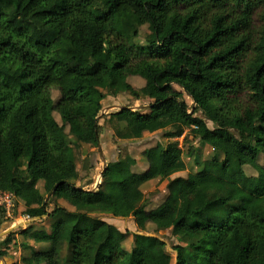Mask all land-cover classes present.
Returning a JSON list of instances; mask_svg holds the SVG:
<instances>
[{"label":"trees","instance_id":"trees-1","mask_svg":"<svg viewBox=\"0 0 264 264\" xmlns=\"http://www.w3.org/2000/svg\"><path fill=\"white\" fill-rule=\"evenodd\" d=\"M143 25L155 40L135 44ZM132 76L144 80L141 89ZM120 93L150 102L147 110L109 113L118 139H141L166 125L172 128L166 136L179 137L187 128L184 141L222 142L227 149L214 146L211 159L219 151L223 167L231 160L239 166L233 181L212 177L192 148L198 171L168 179L155 207L144 197L131 211L137 230L169 231L174 264L264 263V0H0V189L20 196L38 176L44 193L76 209L70 215L53 207L50 232L30 235L48 249L32 250L24 263L156 264L143 251H164L160 236L122 232L98 214L126 208L144 182L183 169L177 140L143 148L148 168L119 169L114 182L107 164L99 184L107 199L76 185L79 146H98L102 100ZM7 156L11 165L3 173ZM252 164L263 174L255 168L257 175L245 174L242 167ZM246 178L247 189L240 184ZM38 198L41 204L25 214H47L44 196ZM208 199L211 215L198 208ZM14 235L2 239L0 258ZM128 236L130 250L122 244Z\"/></svg>","mask_w":264,"mask_h":264},{"label":"rangeland","instance_id":"rangeland-1","mask_svg":"<svg viewBox=\"0 0 264 264\" xmlns=\"http://www.w3.org/2000/svg\"><path fill=\"white\" fill-rule=\"evenodd\" d=\"M260 26V20H259V16L256 14H253V26ZM155 37H154V32L151 28L150 25H143L139 28V35L136 37L135 39V44H140V45H145L147 42H151L154 41ZM206 78L207 79H212L213 75L211 74H206ZM130 82L132 84V86L134 88H136L137 90L141 89V87L144 85V80L141 77L135 76V77H130ZM141 81H143V85L141 83ZM52 94L53 95H57V91L56 90H52ZM145 99V98H143ZM184 99L186 100L188 106H189V111H191V109L193 108L194 104L192 102V100L189 98V96L184 94ZM134 101H136L133 97H131L129 94L127 93H120L118 95H111V94H107V96L102 100V109L106 108V107H110L111 109H109V111L106 114H103L102 116L99 117L98 119V123L100 121L101 124H103V126L101 125V135H100V142H99V146L100 148L97 147H91V148H87L85 150V152H81L80 153V158H79V162H78V167L79 170L83 173L82 177L85 175L88 177V174H90L91 172L93 173V179H95V181L93 180V187L98 185V180L101 178L99 177V174L102 170L103 167V163L101 166V162H102V157L105 158V163L108 162V164H111V172H110V177H111V182L116 181L117 179L114 177V172L119 170V169H123V171L127 174L130 172H141L144 171L145 169L148 168V166H144L143 164H141L142 160H140V158L143 156L142 155V149L143 148H147L150 146H153L155 143L157 142H161V143H166L168 141H172V140H177L178 141V146L182 149V159L185 162V167L181 170H177L178 175L182 176L183 178H186L187 175L190 174H194L195 172L198 171V169H196V167L198 166V164L195 162V158L193 159L190 156V151L193 148L192 151H194L193 155H195L200 161L203 160L204 163L206 164L205 168L210 172V176L212 177H221L225 180H229V181H233L235 180L236 177V173L237 170L239 168V166H237L236 162H233L232 160L229 163L228 167H223V161H224V155L220 154L219 151H217L216 153H218L215 157L214 160L211 159V151L214 152L213 148L214 146H216V149H227L226 145L222 142L216 141L213 142V145H208V144H203L200 143L198 146V143L196 142V140H187L184 141V137L180 136L178 138H175L176 136H174L173 139H168L166 140V138L168 136L163 135L164 130L162 132L158 131L160 129H163V126L157 128L154 131H150V134H148L147 136H143L141 139H118L117 137H115L114 133H110L107 131H104L103 128L104 126L109 127L111 126V119L107 118L109 117V113L114 112V111H118V107L119 106H141L140 103H145V101L140 102V101H136V104L134 105ZM133 110H135L134 108H132ZM146 109V108H144ZM141 108V110H144ZM200 114V112H199ZM201 115V114H200ZM102 118V119H101ZM114 122V121H113ZM206 122L208 123L209 126H211V122L206 120ZM187 129V128H185ZM184 129V130H185ZM107 135V137H106ZM170 137V136H169ZM208 145V146H207ZM85 147H89L86 144H82L81 146H79V150H82V148ZM224 147V148H222ZM81 148V149H80ZM90 149L92 151H90ZM84 155V156H83ZM98 156L99 160H97V165L99 166L98 170H94L93 167H95L96 165H90V161L94 163V157ZM129 159H134V161H136V159H139L138 162L134 164L129 163ZM101 159V161H100ZM144 158H143V162H144ZM146 162V161H145ZM147 163V162H146ZM11 165V159L10 157H5L3 159L2 162V166H1V171L3 173L8 172L9 168ZM107 165L105 164V167ZM255 169L258 170V172L260 174H263V171L258 167V165L256 164H252L251 166H244L242 167V170L244 171L245 174H254L257 175V173H255ZM195 171V172H194ZM87 174V175H86ZM84 176V177H85ZM83 177V178H84ZM176 177V176H175ZM84 180V179H83ZM181 183H182V179H178ZM86 181V179L84 180ZM91 181L92 179H88V182ZM244 188H250L251 182L249 179H243L240 183ZM29 186H25L24 189H26L27 187H31L30 185L32 184H28ZM110 185V184H109ZM148 184L144 183L141 185L142 186V190L141 188L138 190L139 192H135L131 198V205L130 207L127 206L126 212H124V214L126 215V213H129V210L133 207L138 206L145 198L149 199V206L148 207H155L156 205H159L162 200V194H160L161 189L157 186H147ZM27 193H30L29 196L24 195L22 198L20 196H17V199L19 197V200H25L28 201L26 204V207H36L38 206V204H41L40 199L38 198L37 195L34 194V192L31 193V188H29L28 190H26ZM141 191V192H140ZM216 192L220 193L223 192V194H225V190H217ZM46 196V195H45ZM161 200V201H160ZM209 200V199H208ZM206 200L202 203L199 204V209L205 214V215H211V211H212V204H213V199L211 200ZM33 201V202H32ZM159 202V203H158ZM31 203V204H30ZM158 203V204H157ZM34 205V206H31ZM43 205L45 206V210L46 209H51L54 206V203L51 202V205L47 206V203H43ZM26 207H23L24 209ZM73 207V206H72ZM23 209V214H25ZM75 209V207H74ZM123 209V208H122ZM76 210V209H75ZM21 213L20 217L18 218H23V219H29L28 217H25V215H23ZM121 215L122 217H124L125 215ZM16 216L13 215L12 218L9 217H5L4 212L0 211V233H3V231H5L7 229V227L11 226V225H17L19 226L17 229L12 230L15 231L14 233L17 234L15 236V241L16 244L13 245L12 247L9 248L8 250V254L7 257H5V259L0 258V264H13L14 261H20V257H22V255L26 254L27 252L31 253L34 251H42V250H46L49 247L48 242H44V241H35L30 235L31 232L34 231V229H38L40 230L41 228H47V223L46 222H35L37 220L33 219L34 221V225L31 226L29 224H22L23 221H15ZM104 220V219H103ZM19 224H22L21 226ZM27 227V233L23 234L21 233V229H24L25 227ZM10 231V232H12ZM29 233V234H28ZM6 234H1L0 235V243L2 241V239L4 238ZM158 236H160L165 242V248L164 251H158L155 254L152 253L151 251H145L143 252V255L145 258H155L156 260V264H174V260H175V253L174 251L171 249V245L172 243H176V241L171 237L170 232L169 231H165L162 234H157ZM171 237V238H170ZM29 241L31 240L33 244H36V246L34 247H29L30 245L27 244L26 245V240ZM24 243L26 245V249H24L25 247L22 246ZM0 247L1 244H0ZM24 247V248H23ZM128 248V247H127ZM130 249V247L128 248V250ZM21 253V254H20ZM261 253H264V245L261 248ZM21 264H25L24 260H21ZM257 264H264L262 259L258 260Z\"/></svg>","mask_w":264,"mask_h":264},{"label":"crops","instance_id":"crops-1","mask_svg":"<svg viewBox=\"0 0 264 264\" xmlns=\"http://www.w3.org/2000/svg\"><path fill=\"white\" fill-rule=\"evenodd\" d=\"M133 77H135V76H133ZM130 81V80H129ZM141 83H142V85H143V81H141ZM141 100V101H140ZM136 101H140V102H143V101H145V103H143V105L145 106V105H148L149 104V102H150V99H148L147 97H145V99H138V100H136ZM136 101H134V105L136 104ZM141 104V106H142V103H140ZM140 106V105H139ZM142 109H144V108H142ZM145 110V109H144ZM146 110H147V108H146ZM102 119V118H101ZM114 120H112L111 119V126H109V127H106V126H104V128H103V130L104 131H107V132H110V133H114V128H115V126H116V123H115V121L113 122ZM99 125H102L103 126V124H101L100 123V121H99ZM172 128H171V126L170 125H166L165 127H163V129H160L159 131H158V133L159 132H162V131H164V130H167V131H169V130H171ZM167 131H164L163 132V135H165V133L167 132ZM187 133V129H185L184 131H183V133H182V137H184L185 136V134ZM148 134H150V132H144L143 133V136L145 137V136H147ZM142 136V137H143ZM106 137H107V135H106ZM180 137V136H179ZM101 138V137H100ZM174 137H167L166 138V140H168V139H173ZM175 138H178L177 136L175 137ZM124 140V139H123ZM134 140H136V139H134ZM101 140H99V142H100ZM126 141H127V139H126ZM196 142L198 143V145L200 144L197 140H196ZM208 146V145H207ZM87 148H91V147H85V148H82V152H85V150L87 149ZM214 150V149H213ZM90 151H92L91 149H90ZM213 155V152L211 151V156ZM84 156V155H83ZM196 157V156H195ZM143 156L140 158V160H142V162H141V164H143L144 166H148V163H146L145 161L143 162ZM97 160H99V158H98V156H95L94 157V163H93V161L91 162L90 161V165H96L95 167H93V169L94 170H98L99 169V166L97 165ZM138 160L139 159H136V161H135V165H136V163L138 162ZM100 161H101V159H100ZM106 160H105V158L104 157H102V162H101V166H102V163H103V167H104V165L106 164H108V162L107 163H105L104 164V162H105ZM103 167H102V169H103ZM196 169H197V167H196ZM102 171V170H101ZM195 172V171H194ZM177 173H179V172H177V171H175V172H172V173H170L167 177H156V178H153V179H151V180H148V181H146V182H144V186H145V184H148L147 186L149 187V186H157V187H159L160 189H161V192H160V194H163L164 193V189H165V185H166V183H167V181H168V179H171V178H178V177H180V178H183L182 176H180V175H178ZM82 175H83V173L79 170V179L78 180H76V185H81V186H83V188L84 189H87V190H91V191H100V189H99V184L97 185V186H95V187H93V180L95 181V179H93V173L91 172L90 174H88V177L87 176H83L82 177ZM87 175V174H86ZM176 176V177H175ZM86 179V181H84V180ZM88 179H92V182L91 181H89L88 182ZM34 183L32 184V185H30L31 187H27L26 189H22V194H21V198L24 196V195H26L27 194V196H29L30 195V193H27V191L26 190H28L29 188H31V193L32 192H34V194L35 195H37V196H39V195H42V196H44V201H43V203H47V206H49V205H51V202H53L54 203V206L57 204L58 206H61V207H64V208H66L67 209V211H68V214H70L71 215V213H73V212H75L76 210L74 209V207H72L70 204H68L67 202H65L62 198H59V197H54V196H52V192H50V193H48V194H46V193H44V190H43V181L40 179V178H38V176H35L34 177ZM141 188V190H142V186H140L139 187V189ZM137 192H139V191H137ZM141 192V191H140ZM100 194L102 195V197L104 198V199H107V193H104L103 191H100ZM46 195V196H45ZM27 202L28 201H25V200H19V197H18V199H17V210H16V213L15 214H13L14 216H16L14 219H15V221H23V223L22 224H24V225H26V224H29V225H31V226H33L34 225V220L33 219H35V220H37V221H35V222H46L47 223V228H41L40 230H44V231H46V232H50V230H51V226H52V223H53V221H54V219H53V217H51V216H49V212L53 209V207L51 208V209H46V211H47V214L46 215H43V216H40L39 218H36V217H30L29 219H23V218H18V217H20V215H21V213L23 214V207H26V204H27ZM33 202V201H32ZM31 204V203H30ZM131 205V204H130ZM130 205H129V207H130ZM31 206H34V205H31ZM134 208V207H133ZM133 208H131L130 210H129V213L127 214L126 213V215L124 214V212H126V211H124V210H126L127 208H123V209H116V211L114 212V213H112V214H110V213H107V212H104V213H96V214H98L102 219H104L107 223H109V224H112V225H114L116 228H118L120 231H122V232H125V231H130L131 233H134V232H136V233H144V234H155V235H157L156 233H153V232H140V231H138L137 230V228H136V225H135V223H134V221H133V218H132V215H131V211H132V209ZM125 215L124 217H122L121 215ZM13 215H12V217H13ZM23 215H25V217H27V214H23ZM12 217H10V218H12ZM72 220V219H71ZM71 220L70 221H68V223H70L71 222ZM22 224H19L20 226L22 225ZM15 226H17V225H15ZM19 226H17V228H18ZM25 227V226H24ZM17 228H15V229H17ZM14 229V230H15ZM24 229H27V227H25ZM24 229H21L20 231H22V230H24ZM34 230H38L37 228L36 229H34ZM12 232H15V231H12ZM17 234H15L14 235V240H13V242L11 243V246L10 247H12L13 245H15L16 244V241H15V236H16ZM22 244H24V243H22ZM27 244H29L30 246L29 247H35L36 246V244H33L32 243V241L30 240L29 241V239L28 240H26V245ZM123 247L126 249V250H128V248L130 247V249H131V247H132V238L130 237V236H128L124 241H123ZM26 245L24 244V245H22V246H24L23 248L24 249H26ZM128 247V248H127ZM129 249V250H130ZM145 251H150V250H148V249H145L143 252H145ZM21 254V253H20ZM9 255V254H8ZM29 255V252H27L26 254H24V255H22V257H20V261H18L20 264H21V260H22V258H23V256H28ZM7 257V256H6ZM1 258H3V259H5V257H1ZM15 262V261H14Z\"/></svg>","mask_w":264,"mask_h":264},{"label":"built area","instance_id":"built-area-1","mask_svg":"<svg viewBox=\"0 0 264 264\" xmlns=\"http://www.w3.org/2000/svg\"><path fill=\"white\" fill-rule=\"evenodd\" d=\"M16 210L17 196L10 191L0 189V211L4 212L5 217L10 218Z\"/></svg>","mask_w":264,"mask_h":264},{"label":"water","instance_id":"water-1","mask_svg":"<svg viewBox=\"0 0 264 264\" xmlns=\"http://www.w3.org/2000/svg\"><path fill=\"white\" fill-rule=\"evenodd\" d=\"M194 104V103H193ZM125 106H119L118 107V110H120V109H122V108H124ZM149 107V105H142V106H133V107H130V106H128V108H130V109H132V108H134V109H141V108H148ZM109 109H111L110 107H106V108H103V109H101L100 111H99V114H98V116L100 117V116H102L103 114H106L108 111H109ZM98 147L100 148V146H99V144H98ZM105 168V165H104V167H103V169ZM102 169V170H103ZM101 175H102V171L100 172V174H99V177L101 178ZM98 182V184H100V179L97 181ZM53 192V191H52ZM36 218H39V216H37ZM14 228H17V226H14V225H11V226H9V227H7V229L5 230V231H3V233H0V235L1 234H8L10 231H12V230H14ZM149 235H151V236H157V235H155V234H149Z\"/></svg>","mask_w":264,"mask_h":264},{"label":"clouds","instance_id":"clouds-1","mask_svg":"<svg viewBox=\"0 0 264 264\" xmlns=\"http://www.w3.org/2000/svg\"><path fill=\"white\" fill-rule=\"evenodd\" d=\"M28 216V215H27ZM28 218H30L29 216H28Z\"/></svg>","mask_w":264,"mask_h":264}]
</instances>
